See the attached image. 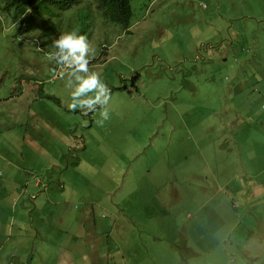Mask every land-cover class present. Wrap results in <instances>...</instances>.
I'll list each match as a JSON object with an SVG mask.
<instances>
[{
  "label": "rangeland",
  "instance_id": "obj_1",
  "mask_svg": "<svg viewBox=\"0 0 264 264\" xmlns=\"http://www.w3.org/2000/svg\"><path fill=\"white\" fill-rule=\"evenodd\" d=\"M133 6L0 26V264H264V0Z\"/></svg>",
  "mask_w": 264,
  "mask_h": 264
},
{
  "label": "trees",
  "instance_id": "obj_2",
  "mask_svg": "<svg viewBox=\"0 0 264 264\" xmlns=\"http://www.w3.org/2000/svg\"><path fill=\"white\" fill-rule=\"evenodd\" d=\"M135 0H0V11L6 19H0V26L7 25L14 29V36L32 33L48 48L53 49L56 43L70 45L75 50L81 43H87L90 31H93L95 20L89 3H96L100 10L99 17L103 23H112L122 30L127 29L135 18V8H142L144 0L135 4ZM82 4L81 6H79ZM79 6V7H78ZM75 16L72 15L73 11ZM12 35V42L16 38ZM7 38L0 29V38ZM24 39V38H23ZM12 47L16 49L15 45ZM41 47V46H40ZM51 52V51H50ZM80 64V63H79ZM62 207V204H58Z\"/></svg>",
  "mask_w": 264,
  "mask_h": 264
},
{
  "label": "clouds",
  "instance_id": "obj_3",
  "mask_svg": "<svg viewBox=\"0 0 264 264\" xmlns=\"http://www.w3.org/2000/svg\"><path fill=\"white\" fill-rule=\"evenodd\" d=\"M146 9V8H145ZM112 24V23H111ZM132 24V23H131ZM130 24V25H131ZM129 28V27H128ZM93 30V29H92ZM126 30V29H125ZM94 58H92V59H89V61L91 62L92 60H93ZM75 65H78V63H76Z\"/></svg>",
  "mask_w": 264,
  "mask_h": 264
}]
</instances>
